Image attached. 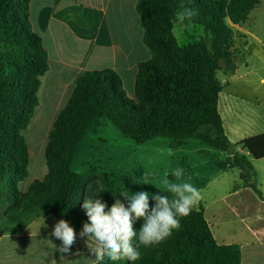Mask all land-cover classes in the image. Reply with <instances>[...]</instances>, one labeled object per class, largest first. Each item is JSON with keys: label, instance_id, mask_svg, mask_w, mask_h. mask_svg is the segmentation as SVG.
I'll return each mask as SVG.
<instances>
[{"label": "trees", "instance_id": "obj_1", "mask_svg": "<svg viewBox=\"0 0 264 264\" xmlns=\"http://www.w3.org/2000/svg\"><path fill=\"white\" fill-rule=\"evenodd\" d=\"M31 1L0 0V237L21 231L40 216H53L57 223L65 220L80 235L89 222L82 208L85 199L99 198L108 208L115 199L127 202L120 193L130 190L106 173L96 168L83 174L72 170L81 141L100 118L110 120L139 145L169 138L170 148L179 149L191 139L199 140L228 155L225 162H219L222 170L238 168L242 180L257 176L251 158L264 159V134L238 144L229 140L219 112L224 85L218 74L222 63L227 72L237 71L236 26L248 20L260 0H138L151 59L138 65L134 101L112 69L80 76L50 133L48 172L25 189L30 153L23 133L40 105L41 79L49 70L47 51L29 19ZM181 4L197 13L186 25L204 31V36L187 46H178L171 31ZM237 146L248 154L235 152ZM249 188L264 202L256 183ZM148 193L150 209L156 203L154 195L167 194L160 190ZM143 223L134 220L137 233ZM133 243L139 260L105 258L95 264L242 263V246L217 242L202 205L181 218L180 228L160 244L145 247L137 239Z\"/></svg>", "mask_w": 264, "mask_h": 264}, {"label": "rangeland", "instance_id": "obj_2", "mask_svg": "<svg viewBox=\"0 0 264 264\" xmlns=\"http://www.w3.org/2000/svg\"><path fill=\"white\" fill-rule=\"evenodd\" d=\"M236 31L238 70L233 76L234 74L224 69L222 63L223 70L219 72L218 78L224 85L223 95L239 102L254 104V108L260 112L261 107L264 110V0H260V4L251 12L245 23L236 26ZM185 32L188 39L183 46L204 36L203 29L194 24L186 25ZM40 98L42 103L23 133L30 153L29 176L24 183L25 189L31 183L43 180L48 172L46 148L58 117L55 109L44 101L42 92ZM130 100L134 101L132 98ZM236 148L235 152L243 153L242 148L240 151ZM227 157L223 151L211 148L196 139H191L182 149H171L169 138H157L139 145L125 137L110 120L100 118L81 141L72 170L83 174L96 168L130 191L151 192L158 189L151 184H143L145 180L159 187L166 174L175 167H183L184 179L201 190L202 199L195 208L203 206L215 238L222 233L244 242L250 239L245 230L246 219L235 216L227 209L231 203L228 204L225 197L237 189L249 187L251 183H256L264 193V160H253L257 176L251 175L250 180H242L238 168L224 171L219 167V162H225ZM249 189L251 194L247 191L243 197L234 196L229 201L236 204L253 198L252 195L259 199L256 193ZM56 223L53 216H40L21 228L25 230V242L21 243L22 250L19 252L23 256L22 259L18 262H5L3 253L9 248V244H13L12 240H6L0 251V264H90L94 256L86 244L87 237L81 238L76 234V242L64 256L54 251L52 243L57 248L61 246V241L51 235ZM246 254L254 255V251L246 248Z\"/></svg>", "mask_w": 264, "mask_h": 264}, {"label": "crops", "instance_id": "obj_3", "mask_svg": "<svg viewBox=\"0 0 264 264\" xmlns=\"http://www.w3.org/2000/svg\"><path fill=\"white\" fill-rule=\"evenodd\" d=\"M137 3L138 0L30 2L29 19L32 30L41 37L49 59V70L41 79L40 105L42 92L44 101L55 109L58 116L72 96L80 76L89 71L108 69L116 71L121 76L127 96L134 99L138 65L151 59V52L144 44V29L137 12ZM235 73H232L233 76ZM254 107V104L239 102L221 93L219 112L226 135L228 134L227 137L233 144L264 134L263 107L260 108V112ZM251 113V117L254 118L250 117ZM97 123L98 121L94 124ZM241 148L237 147L236 150L240 151ZM243 153L248 154L245 151ZM253 160L255 159L251 158V161ZM230 169L233 167L227 168ZM247 191L251 194L249 187L237 189L228 194L225 200L228 204L231 203L227 208L231 213L237 217H245V230L250 239L243 242L242 239L219 233L216 240L223 245L240 244L243 254L241 264H264V202L256 199L254 195H252L254 199L247 198L236 204L229 201L234 196L243 197ZM206 220L208 221L207 218ZM208 223L212 229L211 222ZM24 231L22 229L0 237V251L6 240H12L16 246L8 245L9 248L3 253L5 262H18L22 259L23 256L19 252L22 250L21 243L25 242ZM246 248L253 250L254 255L246 254ZM96 262L92 257L89 263Z\"/></svg>", "mask_w": 264, "mask_h": 264}, {"label": "clouds", "instance_id": "obj_4", "mask_svg": "<svg viewBox=\"0 0 264 264\" xmlns=\"http://www.w3.org/2000/svg\"><path fill=\"white\" fill-rule=\"evenodd\" d=\"M196 14L194 9L183 4L176 11L171 31L178 46H183L188 39L185 27ZM184 175L185 169L178 166L165 175L159 187L145 180L143 184H151L161 192L167 193L154 195L152 199L156 203L151 209L149 193L146 191L121 192L120 195L127 202L115 199L110 208L99 198L85 199L82 208L86 210L89 222L83 225L80 237H87L86 244L95 261L102 262L105 258L113 262L125 259L137 261L140 259V252L133 243L134 239H137L140 245L151 247L170 237L173 230H178L181 218L189 216L202 199L201 190L184 179ZM139 219L144 223L137 233L133 222ZM51 235L61 241L58 248L51 242L54 251L61 253V256L69 253L76 242L75 230L65 220L56 223Z\"/></svg>", "mask_w": 264, "mask_h": 264}]
</instances>
